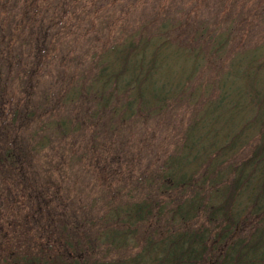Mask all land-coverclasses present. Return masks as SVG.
<instances>
[{
  "label": "trees",
  "instance_id": "1",
  "mask_svg": "<svg viewBox=\"0 0 264 264\" xmlns=\"http://www.w3.org/2000/svg\"><path fill=\"white\" fill-rule=\"evenodd\" d=\"M206 3L0 0V264H264L263 49L243 50L249 19L199 21ZM98 43L83 93L34 102L42 73ZM182 105L175 143L96 222L41 183L34 158L51 175L44 146L65 160L80 124H100V141L126 124L168 129ZM98 148L90 175L127 182L134 156Z\"/></svg>",
  "mask_w": 264,
  "mask_h": 264
},
{
  "label": "rangeland",
  "instance_id": "2",
  "mask_svg": "<svg viewBox=\"0 0 264 264\" xmlns=\"http://www.w3.org/2000/svg\"><path fill=\"white\" fill-rule=\"evenodd\" d=\"M206 2L207 3L201 9L200 14H197L199 21L221 19L230 26H233V23L240 19H249L250 21H253L252 24L254 25L250 26L248 31H246V27L241 30L242 32L247 33L248 36V40L244 45L243 50L252 49L258 46L263 49L261 57L264 58V0H206ZM222 5L224 7H222ZM221 11H223L221 15L223 19L218 18L219 15H217ZM226 24H222L220 27L223 28ZM112 33L114 34V32ZM108 37H110V33H108ZM100 38H103V36ZM236 42L237 39L235 43ZM250 42L255 43L249 44ZM235 43L233 44L232 49L235 47ZM100 44L101 43H98L90 48L84 44L73 54H71L72 51L69 52L70 56L66 60H61L60 63L56 62L49 72H41L44 75H41V80L37 83L39 90H37V94L33 96L34 102L39 103L44 97L51 99L52 101L56 99L57 96L62 97L71 89H79L80 93H83L87 88V75L89 71L91 69L92 71H95L92 66L96 63L94 52L97 51V47ZM82 50L83 52H81ZM69 63L70 65H68ZM74 63L81 64L72 68ZM58 64L64 66L59 67ZM200 82L201 81H196V83ZM81 98L86 101L88 95L84 93L80 99ZM177 109L182 113L186 111L184 114V120L180 123L177 118H174L172 122H169V124H171L168 129L164 127L163 123H158L155 127L149 126V122L146 126L131 124L130 127L126 124L121 126L118 132L117 130L113 131L111 128H108V134L101 136V141L98 140V133L101 130L100 124L95 123L90 129H87L86 132L84 130L86 127L83 126L84 123L80 124L82 129L79 130L77 135L71 140L73 144L70 149H75L73 152L74 154L69 151L65 154L66 150L63 151L62 156L64 155L65 160H62L59 153L54 155L47 146H44L47 161H50L47 165L50 173H52L51 175H44L40 172L42 167H39V165L45 162L44 160L46 158H34L36 159L34 167L37 168V174L39 173L41 176V183H44V185L46 184L49 187L54 186L56 183H60L61 186H59V188L61 194L64 196V193H67V196L65 197L70 198L69 202L76 203L79 201L76 204L81 203L83 207L87 208L88 213L98 215L96 218L92 219V221L95 220L96 222L97 218L100 217L99 214H103L105 209L111 205L108 204V194L111 193L113 195L115 191L119 190L121 194L130 193L131 195L132 193L130 190L134 188L132 187L133 180L144 177V175H141L144 173L139 175L136 174L139 171L145 170L147 165L152 166L159 162L163 158L165 149L168 147L169 150L175 143L174 140L176 141L180 136L183 125L188 117V112L187 110H184V105ZM71 111L70 104L67 103L62 105L60 110L62 113L59 114V117L65 113L69 115ZM166 121L167 119L164 120V122ZM151 131L155 133L152 134ZM110 132L112 133L110 134ZM172 136L174 139H172ZM112 138H114L116 144L109 146L110 143H113L111 141ZM101 143L108 147L110 152H113L114 149H116L120 154L122 153L125 158L129 157V155L134 156L132 160L134 171L132 175L127 176L130 177L127 180L128 183L124 182L123 185L114 186L117 181L113 178L107 180V177H105L104 182L106 183H101V180L96 178L97 175H90L92 172L87 169L90 167L92 170L93 164H98L101 160L98 156V154H101V149L98 148ZM124 179H126V176H124ZM75 185L77 186L76 188ZM105 192H107V195ZM122 199L124 198H118L115 200ZM69 205H71V203ZM124 255L127 254L122 252L119 253L120 257Z\"/></svg>",
  "mask_w": 264,
  "mask_h": 264
}]
</instances>
